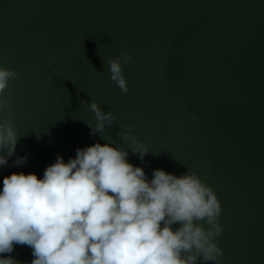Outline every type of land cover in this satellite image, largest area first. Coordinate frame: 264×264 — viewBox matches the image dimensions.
<instances>
[{"label": "water", "instance_id": "water-1", "mask_svg": "<svg viewBox=\"0 0 264 264\" xmlns=\"http://www.w3.org/2000/svg\"><path fill=\"white\" fill-rule=\"evenodd\" d=\"M124 52L126 94L107 65ZM0 65L20 73L3 93L19 137L0 191L5 176L42 179L57 156L109 143L149 181L197 173L221 203V264H264V0H0ZM81 99L116 121L93 135ZM129 124L143 161L120 136ZM3 256L34 258L27 245Z\"/></svg>", "mask_w": 264, "mask_h": 264}, {"label": "clouds", "instance_id": "clouds-1", "mask_svg": "<svg viewBox=\"0 0 264 264\" xmlns=\"http://www.w3.org/2000/svg\"><path fill=\"white\" fill-rule=\"evenodd\" d=\"M133 62L127 52L107 61L110 79L124 94L129 87L122 66ZM19 76L0 65V112L7 110L0 118V166L8 163L18 142L15 116L3 93ZM85 105L96 119L95 127L87 123L93 135L116 121L99 102L81 99L80 106ZM133 128L126 125L120 136L143 161L149 150ZM127 155L109 143H95L77 148L67 163L57 156L42 179L23 172L5 176L0 264H18L3 256L14 245L32 249L31 264H221L224 252L216 238L224 229L214 189L191 171L176 176L156 169L149 181ZM26 162L27 157H18L14 163ZM174 224L180 226L173 230Z\"/></svg>", "mask_w": 264, "mask_h": 264}]
</instances>
